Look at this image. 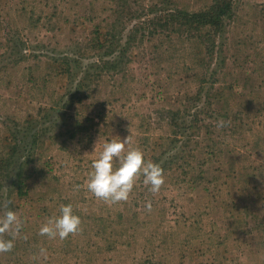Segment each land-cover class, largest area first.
<instances>
[{
  "label": "rangeland",
  "instance_id": "obj_1",
  "mask_svg": "<svg viewBox=\"0 0 264 264\" xmlns=\"http://www.w3.org/2000/svg\"><path fill=\"white\" fill-rule=\"evenodd\" d=\"M211 2L0 0V161L17 144L23 168L0 171V217L21 223L0 264H264V0H232L213 47L163 27ZM97 29L115 48L128 41L116 70L98 69L109 58L90 46ZM126 137L164 183L153 193L141 176L127 201L106 203L88 173ZM67 204L80 231L41 236Z\"/></svg>",
  "mask_w": 264,
  "mask_h": 264
},
{
  "label": "clouds",
  "instance_id": "obj_2",
  "mask_svg": "<svg viewBox=\"0 0 264 264\" xmlns=\"http://www.w3.org/2000/svg\"><path fill=\"white\" fill-rule=\"evenodd\" d=\"M225 122L219 120L217 128L224 127ZM127 137L103 144L102 150L92 161L88 173L87 190L97 199L115 204L127 201L137 178L143 177V182L156 193L164 183L163 170L159 164L146 161L139 149L125 151ZM150 210V205H147ZM58 215L48 218L39 228L41 236L50 239L64 240L69 235L80 231V217L74 214L71 204L61 205ZM21 223L13 211H7L0 217V253H8L14 247V240L20 234ZM10 238H2V234Z\"/></svg>",
  "mask_w": 264,
  "mask_h": 264
},
{
  "label": "trees",
  "instance_id": "obj_3",
  "mask_svg": "<svg viewBox=\"0 0 264 264\" xmlns=\"http://www.w3.org/2000/svg\"><path fill=\"white\" fill-rule=\"evenodd\" d=\"M232 6V0H212L211 4L207 8L198 12L189 13L186 11L174 10L165 14L166 16H164V18L162 19V21H164L162 22L164 23L163 27H165L166 29L169 27V29H173L174 32L176 31L191 34V36L193 34V38L195 40H198V42L202 41L204 43L202 37H205L207 41H211V46L213 47L214 38L220 37L223 34L225 22L232 16ZM201 33H203V36L201 35ZM108 36H110V32L108 33ZM210 38L213 39L210 40ZM122 39L123 37L121 38V40ZM113 43L114 42L112 40H109V38L103 36L102 32H99L98 29L96 30L95 34H92L90 39V46L93 51L97 53L104 51V55L109 58L107 61H105L102 57L99 58L97 62L98 64H102L103 66L99 67L98 69L105 68L108 71L118 69L116 62L119 59L118 57H122V55L124 54L125 46L128 44V41L123 48H115V45ZM207 52H210L208 48ZM54 61L59 62L58 66L62 67L61 69L58 67L59 73L64 78H69V58L67 56H61L56 58ZM86 73L87 72H85V74L83 73V77L78 80L75 86L77 91H80L84 83L86 82L88 78V75ZM81 100L82 98H77V100L75 102H72L71 104L73 105L76 103H80ZM172 118H174V115L172 116ZM33 137L35 138V136ZM17 151L18 145L14 144L12 148H8L6 158L0 161V171L2 177H7L8 174L15 169H19L18 178H20V176L22 175L23 168H21V164H17ZM161 168L163 170L164 166H161ZM25 185L26 184H23L22 180H19L17 185L18 187L16 188V193L19 198L27 194V192H22L24 188L26 189Z\"/></svg>",
  "mask_w": 264,
  "mask_h": 264
}]
</instances>
